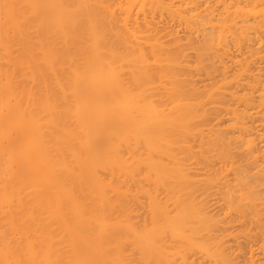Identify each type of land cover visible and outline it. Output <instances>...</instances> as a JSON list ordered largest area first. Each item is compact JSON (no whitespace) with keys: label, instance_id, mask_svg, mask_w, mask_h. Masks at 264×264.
Segmentation results:
<instances>
[{"label":"bare ground","instance_id":"1","mask_svg":"<svg viewBox=\"0 0 264 264\" xmlns=\"http://www.w3.org/2000/svg\"><path fill=\"white\" fill-rule=\"evenodd\" d=\"M180 1L196 13L180 16L196 35L194 65L177 32L171 48L152 31L146 6H171L162 0H0V264H180L198 248L229 259L201 241L213 228L194 188L218 179L190 173H216L217 160L231 174L259 167L254 136L243 137L253 111L226 102L229 123H207L206 100L241 83L252 56L205 91L184 72L213 74L231 39L263 44L264 0ZM227 190L231 211L242 197Z\"/></svg>","mask_w":264,"mask_h":264},{"label":"rangeland","instance_id":"2","mask_svg":"<svg viewBox=\"0 0 264 264\" xmlns=\"http://www.w3.org/2000/svg\"><path fill=\"white\" fill-rule=\"evenodd\" d=\"M162 1L167 2L168 5H171V6L169 8H164V9L163 8L154 9V8H149L150 7L149 5L146 6L145 11L148 14L147 17L149 20L152 21V24H151L152 29H153L152 31L156 34V36H158L160 38L161 41H163L164 43L167 42V45H169L171 48L174 47L172 38L175 37L171 34V32H174L175 34L177 32L176 37L178 36L180 39L178 41L180 42L184 39L182 41L183 44H181L182 46L184 45L183 49L185 48L184 50L186 53V55L183 58L184 61H186L189 65H194L196 57H195V54L193 53V50L191 49L192 47L188 46L189 43L187 42V40L188 41L190 40V43H191V40L194 39V37H195L194 40H196V35H195V33H194V35L193 34L191 35L192 32L188 31L189 29L185 30V27H183V26H185L184 21H183L184 20L183 16L189 15V13H192V14H196V13L194 12V10L188 12V10L186 9V6H185L186 4L183 3L184 4L183 5L182 3H180L181 2L180 0H162ZM196 1H199V0H196ZM223 1L226 3L227 2L230 3L231 0H223ZM169 3H171V4H169ZM197 3L198 4H196V5L199 7L196 6V8H197L196 10L198 12L200 11L201 7H202L201 10L203 11L204 8L206 9V7L208 5V3L205 4L204 1L197 2ZM173 5H174V7H172ZM180 5H182V6H180ZM170 8H172V9H170ZM167 9H170V11L169 10L167 11ZM175 9H177L178 12ZM173 13H174V16H173ZM135 14L137 15V10L133 13V16ZM175 14L178 17L175 16ZM140 15L142 16V14H140ZM140 15H137V16L140 17ZM181 15H183L182 16L183 18L180 17ZM181 19H182V21H181ZM180 23L183 25H181ZM174 28H175V30H174ZM176 29H178V30H176ZM251 32H254V31H251ZM185 34H187V35L185 36ZM249 35H252V36H249L251 40L248 38L245 41V43L243 42L244 44L241 42L243 45L238 44V45H240L241 50H239L240 47L237 44H235L232 39L229 40V42H228V45H230V46L227 45L225 48V51L227 49V53L226 52L224 53L223 50L216 48V49H218V52H221V51L223 52V53H221V54H223V58H222V55L220 53H219L220 55L218 54L220 57H218L217 55L215 56V54L213 55V61L215 62L214 65H215L216 69L213 72V74H211L210 76L205 74L204 73L205 71L197 72L194 69L186 70L184 72L189 77V82L191 83V85L198 87L199 89L205 91V90L210 89L211 86L218 85L221 82V80L224 78V76H230V75L233 76L234 71L237 72V70L240 68V63H238L237 60L244 59V57H242L243 55L246 57V61H247V59L250 58L249 54H251L252 57L249 60L251 62H254L253 64L250 63L249 60H248V63L246 61L244 62V65H245V63H247L248 65L250 64L249 65L250 68L248 67L249 69L247 72L250 74L251 77L246 72L244 75H242L240 77L241 81L239 80V78L237 79L241 83H238L237 81L234 80L236 82L235 84L238 83L237 84L238 86L235 85L233 82L232 83L230 82L229 84L226 85V87L224 89H222V94L224 96L222 94H220V96L216 95L217 96L216 99H213V100L210 99V101L206 100V106L207 107L209 106L208 108L210 111L209 112L210 118H209V120H207L208 121L207 123L211 124V125H208L209 127L215 126V123H216V125L217 124H220V125L223 124L222 127L226 126L229 123L228 119L231 116H229L230 114L228 115V113L226 112V109H224L225 105H227L228 103L229 104L227 107H229V106L231 107V105H232L231 108H233V107H236L238 104L236 109L239 108V110L242 109V111H244L245 110L244 108H246L245 112L247 113V111L250 110L251 112L248 111L250 114L253 111L251 116H254V115H256V116H254V117L250 116V118L249 117L245 118L246 123H249L247 126L250 125L249 128L247 127L248 130L250 131V129H252L253 132H251V131L247 132V133L245 132L247 135H245V133H244L243 137H245V136L249 137L250 136L249 138L252 137V139H253V136H254L253 142L255 141L254 145H256L255 146L256 148L254 150V147H253V150H252L253 152H251V153L252 154L254 153V155L257 154L256 157L259 160L258 159H255V160L256 161L258 160L257 163L260 164V165H258L259 167H256V163L253 162V163L249 164L250 166H247L248 169L246 167V171H244V170L243 171H237L238 174L237 173L231 174V172L227 173V171H225V169H224V167H225L224 163L225 162H221V161L217 162V161H219V160H217L215 163V167L219 166L218 168L221 171L217 168L218 171L216 173L214 172L215 174L214 173L213 174L212 173L207 174V171H199L200 169L196 168L198 165L193 166L195 169L198 170V172H197V170L195 171V169H193L190 173V174H192V177L195 178V180H199L200 178H206L208 176L211 177V175H212V177H215V175H216V178L218 179L215 182V185H214V183L206 185L204 182L205 179H204V181H203V179H200L203 181V184L201 183L202 181L200 182V180H199L198 185L196 183L197 189H196V187L194 189H195L196 196L199 199L200 198L202 199L201 201L199 200L200 202L199 201L198 202L202 204V207H204L203 210H205V212L208 213L207 215H209L208 217L210 219L208 221L209 226L211 229L213 228V230H214V231L212 230L209 232V234H211L213 232L211 234L212 236L211 235L208 236V233L207 234L205 233L207 236L205 234H203L205 236L201 237V241H207L209 239L208 241H211L212 243L214 241V245L217 248L221 249L222 251L224 250L222 252L223 253L222 259L226 255H227V258H229V259L224 258L227 261V263H226V261L224 260L225 264H264V156L262 155V154H264V151H263L264 150V145H263L264 144V137H263L264 136L263 135L264 134V124H263L264 123V119H263L264 115L262 113V112H264L263 111L264 106L262 104V103H264V100H262V102H261V100H260L261 98L257 96L259 94V92H261V91L263 92V89H264V84H263L264 83V68H262V67H264V42H262L263 44H261L259 42L261 40L258 39L259 37H256L257 35L255 33L254 34L250 33ZM184 36H185V38H184ZM261 37H263V36L261 35ZM182 42H180V43H182ZM248 45L251 48V53H247V51L250 52V50H248V49H250L248 47ZM229 49H230V51H229ZM256 50L259 54L257 52H253ZM246 55L249 57H247ZM258 55H259V58L257 57ZM236 58H238V59H236ZM252 58H253V60L254 59L255 60L253 61ZM256 61H257V63H256ZM258 66H260V67H258ZM257 67H258V69H256ZM236 68H237V70H236ZM256 72H257V74H253ZM258 72H260V73H258ZM252 74L255 76L254 78H252V76H253ZM259 77L261 80L259 79ZM253 79H256V80L258 79L260 82H258V84H257L256 82L258 80L253 81ZM247 82H249V84H253V87L255 86L253 88L252 85H250L254 90L251 89V87H249ZM253 82H255V84ZM260 88H262V90ZM250 89H251V91H250ZM228 92H229V94H231L230 96L234 95V93H235V95L236 94L243 95V94L248 93V96L251 98L253 95V98H251V100L249 101V104H248V102L246 103L247 104V106H246L245 102L239 101L238 98H236V96L235 97L234 96L228 97L229 96ZM251 92H252V95L250 94ZM222 96H223V99H222ZM253 100H255V101H253ZM258 100L260 102H258ZM216 101H217V103H216ZM207 102L209 104H207ZM226 102H227V104L224 105L223 103H226ZM252 103H254V105ZM251 104H252V106L250 107L249 105H251ZM259 105L260 106L262 105L263 107L261 106L262 110L260 109L258 111V109L260 107ZM211 106L214 107L213 110L212 109L210 110V108H212ZM221 106H222V108L219 109V107H221ZM215 109H217V110H215ZM224 112H226V113H224ZM261 113H262V116H261ZM247 115H249V114H247ZM224 117H226V118H224ZM218 118H220V119H218ZM209 121H210V123H209ZM208 126H206V128ZM231 133H232L231 130L229 131V133L227 132V136H228V134H229V136L234 135V132L232 134ZM236 135H238V133H236ZM261 135H263V136H261ZM261 142L263 144H261ZM236 155L237 156L234 157V159H235L234 161L237 164L240 163L239 161H241V163L243 161V165H244L245 160H246L245 156L244 155L241 156L238 154H236ZM248 155H249V153H248ZM243 157L245 159H243ZM238 159H239V161H238ZM253 168H255L256 172L254 171ZM260 168H262L263 171L257 172V169H260ZM249 171H251V172L249 173ZM220 172H222V173H220ZM235 177H236V179H235ZM243 177L245 178V183H243V185H241V183L238 185L237 184L238 182L234 181V180H239ZM247 180H249L250 182ZM224 182H225V184H224ZM234 182H236V183H234ZM229 188H230L229 191L230 192L232 191L231 192L232 194H234V195L237 194V195H235L236 198H238L237 202L239 200V197H242V198L246 197V199L240 198L243 202L240 200L239 203L241 202L242 204L237 203L238 205H237L236 209L234 207L231 211L229 209H227V206H226L227 204L223 200V197L225 195V190L228 191L227 189H229ZM240 193H241V195H239ZM221 196H222V198H221ZM252 197H253V199H250ZM247 198H248V200H247ZM238 206H239V209H238ZM139 212L143 213L142 210H140ZM253 216H254V218H253ZM250 217L253 219L250 220L251 219ZM202 239H204V240H202ZM215 241H217V243ZM213 258L214 257L208 256L204 250H201V248H198V250L194 249L193 251L187 249L185 252V260H184V262L181 261L180 264H213L216 262H217L216 264H222L221 262L216 261ZM211 259H213V260H211ZM228 260H229V263H228ZM178 264H179V261H178Z\"/></svg>","mask_w":264,"mask_h":264}]
</instances>
